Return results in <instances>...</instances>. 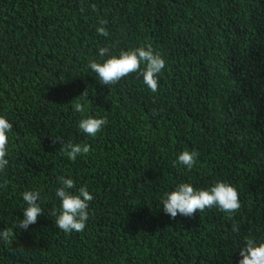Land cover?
<instances>
[{"label": "trees", "instance_id": "1", "mask_svg": "<svg viewBox=\"0 0 264 264\" xmlns=\"http://www.w3.org/2000/svg\"><path fill=\"white\" fill-rule=\"evenodd\" d=\"M147 44L166 65L156 93L136 73L101 85L88 66ZM0 116L13 125L0 231L23 219L24 191L44 212L0 241V264H238L245 237L264 242V0H0ZM85 116L107 119L96 137ZM69 142L91 151L70 161ZM185 150L199 153L191 171L174 163ZM61 176L94 197L82 232L51 215ZM218 181L238 191L236 213H164L178 183Z\"/></svg>", "mask_w": 264, "mask_h": 264}, {"label": "clouds", "instance_id": "2", "mask_svg": "<svg viewBox=\"0 0 264 264\" xmlns=\"http://www.w3.org/2000/svg\"><path fill=\"white\" fill-rule=\"evenodd\" d=\"M95 11V5H91ZM83 12L84 9L82 8ZM100 25L96 31L98 35L107 37L108 31L104 27L106 20H100ZM99 56L105 57L109 53L107 47H101ZM143 65V68L141 67ZM88 66L98 77L101 85L109 86L117 84L124 77L136 73L142 77L143 83L152 93L158 91V76L165 69V60L162 55L155 51L151 44L134 48L129 51H121L119 56H111L103 62L89 60ZM88 92H84L79 98H87ZM74 112L85 114V105L83 103L71 104ZM107 124L106 118H95L85 116L78 121V129L87 136L96 137L103 127ZM13 129L12 123L4 116H0V173H4L9 165L8 142L10 133ZM61 154L70 161H76L78 156L87 155L91 151V146L87 143L72 142L62 144ZM199 153L196 151L185 150L178 155L177 161L187 170L191 171L196 164ZM61 185L55 190V195L60 201L59 209H53L51 215L55 217V225L65 234L72 232H82L89 219V203L94 199L93 195L87 190V186L76 188L75 182L70 178L58 177ZM8 180H4L0 187H7ZM26 207L23 210V219L19 220L12 228H5L0 231V241L11 246L15 233L14 228L27 230L30 225L37 222L38 216L42 215L41 193L40 191H24L21 193ZM39 201V203H38ZM161 204L165 214L171 218L181 215L192 217L197 211L204 212L206 209L216 208L220 212L232 215L240 207L239 194L236 188L222 181L216 182L208 189H195L190 183L180 182L173 191L165 192L161 196ZM233 233H239V226L233 225ZM241 257L238 264H264V242H257L250 237L244 238V247L240 249Z\"/></svg>", "mask_w": 264, "mask_h": 264}]
</instances>
